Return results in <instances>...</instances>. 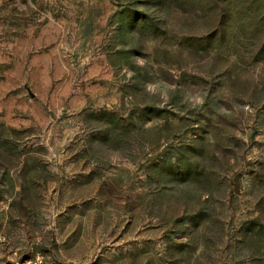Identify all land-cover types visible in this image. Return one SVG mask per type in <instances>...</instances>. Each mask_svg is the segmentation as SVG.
<instances>
[{
	"label": "rangeland",
	"instance_id": "obj_1",
	"mask_svg": "<svg viewBox=\"0 0 264 264\" xmlns=\"http://www.w3.org/2000/svg\"><path fill=\"white\" fill-rule=\"evenodd\" d=\"M0 264H264V0H0Z\"/></svg>",
	"mask_w": 264,
	"mask_h": 264
}]
</instances>
